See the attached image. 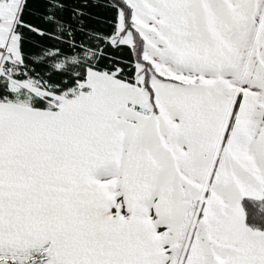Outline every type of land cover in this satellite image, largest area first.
<instances>
[{"label": "snow or ice", "instance_id": "obj_1", "mask_svg": "<svg viewBox=\"0 0 264 264\" xmlns=\"http://www.w3.org/2000/svg\"><path fill=\"white\" fill-rule=\"evenodd\" d=\"M0 264H264V0H0Z\"/></svg>", "mask_w": 264, "mask_h": 264}, {"label": "trees", "instance_id": "obj_2", "mask_svg": "<svg viewBox=\"0 0 264 264\" xmlns=\"http://www.w3.org/2000/svg\"><path fill=\"white\" fill-rule=\"evenodd\" d=\"M92 11H93L94 13H97V14H98L99 16H101V17L108 15V13H106L105 11H103L102 9H99V8L92 9ZM89 24L92 25V26H98V25L96 24V21H95V20L89 21Z\"/></svg>", "mask_w": 264, "mask_h": 264}]
</instances>
